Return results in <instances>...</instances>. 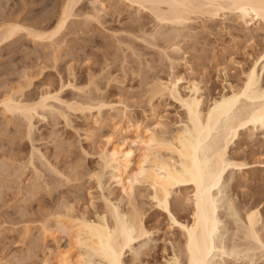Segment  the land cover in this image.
I'll use <instances>...</instances> for the list:
<instances>
[{
    "label": "rangeland",
    "instance_id": "rangeland-1",
    "mask_svg": "<svg viewBox=\"0 0 264 264\" xmlns=\"http://www.w3.org/2000/svg\"><path fill=\"white\" fill-rule=\"evenodd\" d=\"M63 1L0 0V25L18 21L28 28L52 29ZM224 13L216 18L193 15L183 28H165L151 12L127 0H84L55 39L36 40L20 31L15 39L0 43V264H58L55 253L69 244L58 228L59 214L71 210L76 217L96 219L107 200L125 214L136 205L151 231L126 249L125 264H174L172 257L180 252L174 250L183 240L179 228L157 207L148 184L136 183L131 199L116 186V172L106 166L107 153L124 142L137 156L136 125L140 130L156 127L157 135L170 139L185 122L178 102L166 93L151 94L158 80L183 78V90L198 81L204 108L215 96L229 92L231 85L242 84L264 45V22L247 25L236 12ZM171 32L180 36L175 38H179L177 52L164 50L169 44L165 36H176ZM162 49L178 62L169 61ZM57 92L73 105L67 108L50 99L57 112L40 109L46 116L33 118L30 137L22 115L2 110L1 102L9 94L36 102ZM98 100L104 104L101 110L93 107ZM236 141L230 155L248 162L250 168L237 170L236 187L223 194L245 206L253 194L264 192V130H242ZM134 164L126 171L134 170ZM190 190L178 188L170 197L172 210L185 220L192 216V204L186 199ZM260 208L264 214V198ZM259 256L256 264H264ZM180 258L184 259L182 254ZM92 260L98 263L99 258ZM245 260L237 262L250 264ZM235 261L229 256L226 262Z\"/></svg>",
    "mask_w": 264,
    "mask_h": 264
},
{
    "label": "bare ground",
    "instance_id": "bare-ground-1",
    "mask_svg": "<svg viewBox=\"0 0 264 264\" xmlns=\"http://www.w3.org/2000/svg\"><path fill=\"white\" fill-rule=\"evenodd\" d=\"M83 1L64 0L58 21L49 30L28 28L18 21L1 24L0 43L15 39L20 31H26L28 36L36 40L55 39L66 28L69 19L73 17L75 7ZM127 1L140 9L151 12L162 27L177 25L183 28L194 18L193 15L216 18L221 15V12L225 14L224 12L227 11L236 12V15L247 25L264 22V0ZM172 32L171 34H176V36L172 35L168 38L165 36L167 43L163 39L165 44L169 43L164 46V50L170 49L172 52H177L176 50H180V45L179 38L176 39L177 41L175 38L179 36V30H177L178 33ZM183 36L187 37L186 34ZM148 38L145 37V40ZM166 53L167 59H171V62L175 64L177 61L175 56ZM263 78L264 45L259 59L246 72L242 84L237 85L238 87L231 85L229 92L215 96L207 108H204L205 96L198 81L191 82L183 90L180 85L183 78L160 79L153 85L150 90L151 94L164 95L166 93L178 102L184 110L185 122L175 134H172L170 139L157 135L156 127L140 130V125H136L133 128L136 132L134 143H138L140 150L137 156H134L133 148L124 146V142L115 145L112 151L107 153L106 166L116 172L114 173L116 186L120 187L131 199L133 195L135 196L136 183L148 184L152 189V199L157 207L167 213L173 226L179 228L183 240L180 245L178 244L179 247L175 246L177 250L174 252H180L174 253L172 257L174 264L175 262H178L177 264H228L226 261L229 256L236 260V264L240 258L246 259L250 264L258 263L257 255L264 259V214L260 208L264 192L258 191L253 194L251 201L245 206L238 205V202L236 203L229 195L223 194L228 188L235 186L233 175L237 170L243 171L250 168L248 162H243L230 155L231 145L241 137L242 130L254 131L259 128L264 130ZM68 85L74 86L72 83ZM14 94H9L3 101L1 100L2 110L11 115H22L25 122L27 121L26 124L28 123L27 134L33 129L32 122L36 115L45 118L46 115L43 112L48 110L57 112L58 108L55 109V105L49 103L50 99L62 105L67 104V108L73 105L60 98L58 92L56 94L46 93L36 102L23 101L22 98L14 97ZM103 106L104 104L98 100L93 107L101 110ZM40 109L43 112L40 113ZM156 124L161 125L160 122ZM28 135L31 136L30 133ZM134 157H136L135 164ZM130 164L136 165V168L127 172L126 167ZM96 177L101 184L100 174H96ZM182 187L192 188L191 196H186L192 204L190 220L178 217L171 207L170 197L173 191L178 188L181 190ZM109 201L107 200L105 211L96 215V219H88L84 215L76 217L71 210L65 215L59 214L57 225L59 230L68 237L69 244L55 253L58 264H125L124 255L128 252L126 249L131 247L134 240L150 235L151 231L147 229L143 219L144 214L137 209L136 205L130 214L129 212L125 214ZM222 207L225 212L221 211ZM224 215L226 216L224 218L228 220L227 223H224ZM45 229L49 231V228L44 227ZM181 254L184 262L180 261ZM92 257L99 258L98 263H94ZM172 262L170 260V263Z\"/></svg>",
    "mask_w": 264,
    "mask_h": 264
}]
</instances>
